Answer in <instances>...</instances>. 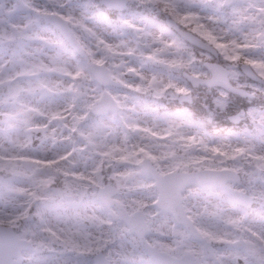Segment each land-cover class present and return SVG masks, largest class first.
Listing matches in <instances>:
<instances>
[{"label": "clouds", "instance_id": "obj_1", "mask_svg": "<svg viewBox=\"0 0 264 264\" xmlns=\"http://www.w3.org/2000/svg\"><path fill=\"white\" fill-rule=\"evenodd\" d=\"M0 264H264V0H0Z\"/></svg>", "mask_w": 264, "mask_h": 264}]
</instances>
